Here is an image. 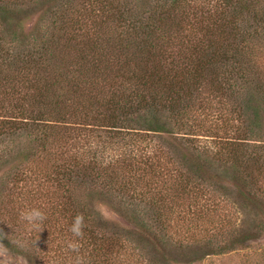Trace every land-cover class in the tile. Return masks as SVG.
<instances>
[{"label": "trees", "instance_id": "obj_1", "mask_svg": "<svg viewBox=\"0 0 264 264\" xmlns=\"http://www.w3.org/2000/svg\"><path fill=\"white\" fill-rule=\"evenodd\" d=\"M40 1L0 0V229L31 242L21 213H46L38 248L13 255L142 264L163 232L195 222L226 240V202L213 216L210 201L230 194H206L202 161L234 165V190L264 200V0H54L49 22L25 34L11 16ZM96 196L138 242L91 206Z\"/></svg>", "mask_w": 264, "mask_h": 264}, {"label": "rangeland", "instance_id": "obj_2", "mask_svg": "<svg viewBox=\"0 0 264 264\" xmlns=\"http://www.w3.org/2000/svg\"><path fill=\"white\" fill-rule=\"evenodd\" d=\"M58 1L62 3L64 0ZM70 1H72L73 7H79L80 2L78 0ZM55 6H57V3L54 0H41L30 9L27 8L21 12L20 17L16 18V15H12L10 21L13 19L14 24H19L18 22H20L22 32L30 34L36 30L40 23L46 25L49 22V20H44L51 17ZM77 9L81 10L80 8ZM83 10L84 8L81 11ZM20 26L17 25L14 29L21 32ZM260 118H262L260 135L262 140H264V106L262 104H260ZM225 135V133L220 134V136ZM215 159L217 161L212 160L211 163L202 161L204 173L200 182L204 187L210 189L206 191V194L214 191L230 194L229 198L231 200L228 199L229 201L224 200L221 194H217L216 199L210 201L213 204L212 209H216L213 216L221 212V200L226 202L224 206L227 211L225 213L230 219L229 224L232 227L227 230L226 240L222 237V233L214 239L213 235L217 232L213 233V231L206 236L207 233L204 227L207 226H202L200 223L195 222L191 223V225L190 223H183L182 226L179 225L181 228L177 231L170 230L168 235L163 232L162 237L165 242L161 243L162 247L159 253H156L154 248H149L151 252L146 254L145 251L142 254V259L139 258L142 264H264V200L254 196L253 198L247 196L244 198L243 195L237 193L239 184L236 185V182H233L234 175L237 174L235 166L219 163L218 158ZM234 186H237L236 190H234ZM222 187L225 188V191ZM239 190L242 191L241 188ZM91 200V206L108 220L115 230H120L125 235H128L127 237L129 238L126 240L132 238L138 242V236L133 234V225L117 213L116 207H113V204L110 203L111 201L101 196H96ZM217 202L219 204L218 211ZM228 205L231 206V209H229ZM230 237H241L242 242L237 244L234 249H227L219 253H215L217 252L215 250L219 249H212V247L207 246L209 242H213L212 245L216 247L219 244H225V241L227 242ZM17 258L18 260H13L12 264H27L25 262L26 259ZM163 258L168 260L167 263L163 262ZM37 259L41 264H45L44 257L42 259L38 257ZM134 261L131 260V262ZM155 261L159 263H153Z\"/></svg>", "mask_w": 264, "mask_h": 264}, {"label": "clouds", "instance_id": "obj_3", "mask_svg": "<svg viewBox=\"0 0 264 264\" xmlns=\"http://www.w3.org/2000/svg\"><path fill=\"white\" fill-rule=\"evenodd\" d=\"M20 220L21 222H23L26 229L30 233L35 232L38 234V236L37 238H34L31 242L26 243L20 241L14 235L13 231L10 235H8L5 234L2 229H0V241H2L3 239H7L11 243V247H7L3 243H0V264H12L13 260H18V258L14 257L13 255V251H12L13 248H27L30 245H34L36 248H38L36 245H37V241L39 240V234L43 229L46 228L45 227L46 213L42 211L40 208L33 207L22 212L20 216ZM83 224H84L83 217L79 215L76 216L73 220L70 231L76 236L81 235ZM8 227L11 228L10 226Z\"/></svg>", "mask_w": 264, "mask_h": 264}]
</instances>
